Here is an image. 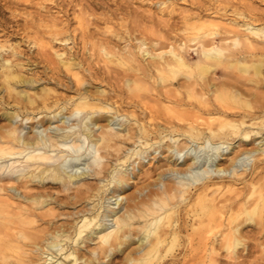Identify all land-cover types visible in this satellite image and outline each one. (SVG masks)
Masks as SVG:
<instances>
[{"label": "bare ground", "instance_id": "1", "mask_svg": "<svg viewBox=\"0 0 264 264\" xmlns=\"http://www.w3.org/2000/svg\"><path fill=\"white\" fill-rule=\"evenodd\" d=\"M72 3L76 27L68 25L67 8H59L55 12L61 13L59 17L29 14L23 31L59 84L61 75L73 79L78 88L73 94L58 95L46 86L30 93L41 78L21 74L23 63L11 59L17 50L0 53V90L5 93L0 104L6 120L0 126V182L5 181L0 183V264H98L100 255L124 252L132 242L136 247L127 251L128 263L178 264L176 254L166 261L164 255L191 252L193 264H213L211 254L239 252L246 237L264 236L261 19L235 13L225 28L229 36L215 44L209 27L217 23L186 16L185 21L192 20L187 27L195 30L194 47L169 43L154 54L139 41L141 63L135 50L118 51L98 37L99 32L89 30L83 6ZM52 43L72 45L52 51ZM101 56L102 62L128 65L129 75L139 70L160 89L135 93L132 88L142 78L123 74L127 93L117 89L93 93L85 86L100 74L96 65ZM218 66L224 70L220 76L229 81L215 76ZM228 73L245 76L254 89L237 88ZM123 103L131 109L121 110ZM83 113L88 122L82 120ZM59 115L62 122L74 117L76 125L83 123L76 128L56 126L52 135L40 131L21 135L16 124L20 117V122L38 118L37 123L50 125ZM115 118H120L121 129L112 127ZM82 156L91 164L96 183L81 178ZM146 158L155 164L142 171L138 166H144ZM137 175L140 185L134 182ZM45 181L65 192L74 185L70 203L84 201L87 206L58 224L56 209L49 206L52 195L32 192V184L43 187ZM132 183L134 190L121 196ZM248 224L255 227L245 231ZM93 240L95 245L86 251V243Z\"/></svg>", "mask_w": 264, "mask_h": 264}, {"label": "rangeland", "instance_id": "2", "mask_svg": "<svg viewBox=\"0 0 264 264\" xmlns=\"http://www.w3.org/2000/svg\"><path fill=\"white\" fill-rule=\"evenodd\" d=\"M11 1H13V3H10V0H0V45H4V48L2 47V51H0V53L7 55V52L9 53L12 49L17 50L18 54L16 56H13L11 59L12 61L19 60L21 63H23L24 68L21 67V74L25 77L34 75V77L41 78V81L35 84L37 87L32 89L30 93H32V91H38L41 87L46 86L50 89H53L55 91L54 93L58 95H68L73 94L71 91H74L77 86L76 88L74 87L75 85L72 83L73 79H71L68 75L64 76L61 74L60 75L63 76V78L61 76L59 77H61L60 82L62 84H59V81H57L56 79L57 76L52 74L49 68H47L46 62H42L41 58L37 54L38 48L31 46V44H28L27 39H25L26 36L24 37L25 32L23 31V22L25 23V19L27 18L29 20V14L30 16L32 15L34 17L39 16L40 14L41 17H52V15H56V17H59L61 13L57 15L55 12L62 8H67V14H69L68 25H70V27H76L77 20L75 18H72L73 10H71L72 8H70V5L72 7L74 6V3L72 2L75 1V3H77L78 1V4H81L84 11H86L85 15L89 18L90 23L87 25L89 30L99 32L98 37L104 38L106 41H109L110 45L108 44V46L115 47L114 49H117L118 51H122L124 50V48L135 50L136 60L141 61V63L143 61V58L141 52L139 50L137 51V45L139 44V41H143L145 43L144 46H146L147 50L153 52L154 54H157L162 50H166L169 43L177 45L180 42H184L189 47H194V42L196 41H193L191 39L195 36V30H190L189 26L187 27V23H191L192 20L185 21L186 16L188 18L192 17L194 19V17L197 15L199 16L198 18L201 17L200 20L211 19L214 23H217L218 25H216L215 27H209L210 31L214 33L211 41H214L215 44L219 43V40L221 38L229 36L225 28L227 27V24L231 22L230 20L234 18V14L237 12L244 13L245 15H247V17H259L261 19L260 22L264 23V0H63V2H66V5L68 3L69 7H65V5H63L65 3L61 2V0ZM69 1L71 4L69 3ZM77 8L79 9L80 7L75 6V11H78ZM90 18H93L94 20H90ZM71 45L72 44H66L62 48L63 45L60 46L59 44L52 43L50 49H52V51H54L55 49H58L57 51H61V49L64 48L68 50ZM72 50L73 49H71V51ZM190 54H192L190 58L193 59L195 56L192 52ZM36 56H38L39 58ZM35 57L37 59H35ZM38 59L42 63L39 62ZM102 59L104 58L101 56L99 65H96L100 74L96 77H92L89 80L87 79L88 84H86V86L84 85L93 93L99 90L115 92V89L122 90L125 93L128 89L122 83V80L124 78L123 74H125V77L129 76L130 78H142L139 83L140 85L134 86L132 88L135 93L144 95L146 93L145 91H154L153 88L160 89V86H156L155 82L153 83L152 81L151 83V79L149 78V76L147 78L139 74V70L136 74L133 72L134 74H130V76L129 73L132 72H130L128 65H122L123 62L122 64H114L110 62V60H105L104 62H102ZM112 59L114 62L116 61L115 57H112ZM223 71L224 70L221 66L216 67L214 70V73H216L215 76L217 75L216 77H218V79L221 81H229V79H226V77L224 78L220 76ZM228 74L230 75L229 77H231L232 80H236L235 86L237 88L246 90L247 88L251 87V89H254L252 88L254 83L247 80L245 76H236V74L230 73ZM262 75H264V70H262ZM64 84L68 88H66ZM249 84L250 86L248 87ZM84 86H82L81 89ZM18 89L22 88L19 87ZM3 94L5 95V93H3V90H0V96H2ZM8 99L10 100V98ZM251 101L255 100L252 99ZM123 104L124 105L121 104V110H126L125 112H127L129 111V109H131L130 105L126 103ZM2 111L3 110L0 104V126L6 123V120L1 115ZM63 113L64 115H67V113ZM61 116L62 115H59L56 118L51 119L50 125L46 122L37 123L36 121L38 118H34V122H25L24 120H22L23 122H20V117L17 119L16 124L20 125L19 129L21 130V135H32L38 131L44 134L47 133L52 135V133H54L55 131L56 126L68 127L73 125V127L76 128V126H81V124L83 123L79 122L76 125L74 117L73 119L71 117L69 119H66L65 122H62ZM78 116L80 117L81 114H79ZM84 117H86L85 113L82 114L81 118L84 122H88L89 119L86 120L84 119ZM112 122V127L121 129V126L118 125L119 123L121 124L120 118H115L112 120ZM99 123L105 124L106 122L104 120H100ZM89 126L92 127L96 131V133L98 132V130H96L97 126H93L92 124H90V121ZM249 147H251V145ZM147 160L148 158L144 159V166H138V168H141V170H145L147 169V167L149 168V166L151 167L152 164H155V160L150 159L149 162ZM89 164L90 163L84 156H82L78 161L79 169L84 172V175L81 176V178L86 179L85 181H88L90 183H96L97 180H95L93 176L90 175L91 164ZM133 166L137 171V161L133 164ZM131 167L132 165L130 164V170ZM137 178H141V175H137L136 177H134V182L140 185ZM0 183L5 185V181ZM135 183H132L133 185L127 186L125 192L121 193V196H127L130 192H132L134 190ZM32 188V192H47L48 195H52L53 199L51 200L49 206L55 207L57 217L54 220H56L58 224L72 220L73 217L77 216L75 213L77 210H79L84 205L87 206L86 202L84 201H80L75 204L70 203L72 202V200L69 201V196H72L74 194V191L72 190L74 188V185L68 192L63 191L61 187L57 186V184H52L51 182L47 181L44 182L43 187H37L36 184H32ZM21 192L22 190L18 191V193ZM143 192L146 193V190H144ZM55 199L57 200V202L55 201ZM112 199L111 202L113 203L114 201ZM123 203L125 205L124 198L121 202L122 206ZM110 222L111 221H109V223ZM254 227L255 226H252V224H248L244 227V230L249 231ZM95 242L96 240L88 241L86 243L88 245L86 251L90 250L95 245ZM245 244L246 245L244 249L243 247L240 248L239 252H216L215 254H211L210 256L214 259L213 264H264V251H262L264 250V236L260 238L246 237ZM134 247H136V243L132 242L124 252H108V256L100 255L98 264H132L131 262H127L126 256L128 254L127 251ZM85 253L87 254L88 252ZM173 253L180 258L178 264H193L191 252H167L163 257L164 260H169L170 255ZM201 254L202 252H200V255ZM133 256H136L135 252L131 257ZM195 264H201V262H196Z\"/></svg>", "mask_w": 264, "mask_h": 264}]
</instances>
